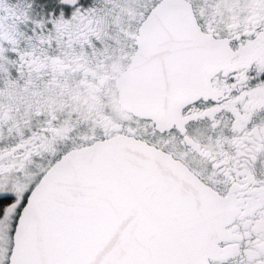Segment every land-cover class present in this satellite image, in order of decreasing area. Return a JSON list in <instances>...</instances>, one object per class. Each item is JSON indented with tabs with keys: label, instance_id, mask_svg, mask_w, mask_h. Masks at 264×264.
I'll return each mask as SVG.
<instances>
[{
	"label": "snow or ice",
	"instance_id": "snow-or-ice-1",
	"mask_svg": "<svg viewBox=\"0 0 264 264\" xmlns=\"http://www.w3.org/2000/svg\"><path fill=\"white\" fill-rule=\"evenodd\" d=\"M0 264H264V0H0Z\"/></svg>",
	"mask_w": 264,
	"mask_h": 264
}]
</instances>
